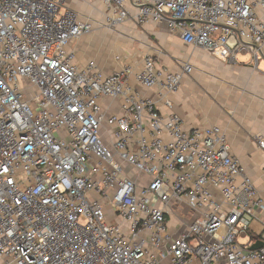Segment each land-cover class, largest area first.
I'll return each mask as SVG.
<instances>
[{
  "label": "built area",
  "instance_id": "built-area-1",
  "mask_svg": "<svg viewBox=\"0 0 264 264\" xmlns=\"http://www.w3.org/2000/svg\"><path fill=\"white\" fill-rule=\"evenodd\" d=\"M65 2L0 0V264H264V202L224 132L185 131L135 87L171 110L190 64H79L93 24ZM100 3L109 28L166 22L219 59L264 48V0Z\"/></svg>",
  "mask_w": 264,
  "mask_h": 264
},
{
  "label": "crops",
  "instance_id": "crops-1",
  "mask_svg": "<svg viewBox=\"0 0 264 264\" xmlns=\"http://www.w3.org/2000/svg\"><path fill=\"white\" fill-rule=\"evenodd\" d=\"M65 8L93 24L91 34L71 45L79 64L95 61L104 74L110 75L120 71L116 58L138 67L143 56L150 54L158 66L171 72L178 71V63H189L191 73L183 76L179 90L170 96L171 110L163 105L156 89L135 87L154 101L162 114L178 115L185 131L220 128L231 155L239 160L264 202V153L257 147V138L264 140V48L257 59L242 53L233 60H223L185 45L177 33L169 32L166 22L141 27L126 22L109 28L100 0H66ZM257 15L264 25V10H258ZM103 108L119 113L117 102L107 100ZM259 222L264 224V211L257 214L254 231H258Z\"/></svg>",
  "mask_w": 264,
  "mask_h": 264
},
{
  "label": "water",
  "instance_id": "water-1",
  "mask_svg": "<svg viewBox=\"0 0 264 264\" xmlns=\"http://www.w3.org/2000/svg\"><path fill=\"white\" fill-rule=\"evenodd\" d=\"M264 246V244L260 241H256L252 246L249 247L250 251L259 250Z\"/></svg>",
  "mask_w": 264,
  "mask_h": 264
},
{
  "label": "rangeland",
  "instance_id": "rangeland-1",
  "mask_svg": "<svg viewBox=\"0 0 264 264\" xmlns=\"http://www.w3.org/2000/svg\"><path fill=\"white\" fill-rule=\"evenodd\" d=\"M68 8H69V7H68ZM70 10H72V9H70ZM75 13H76V12H75ZM174 221H175V218L172 220V222L174 223ZM239 242H240L241 245H245V244L247 243V240L244 239V240H240Z\"/></svg>",
  "mask_w": 264,
  "mask_h": 264
}]
</instances>
